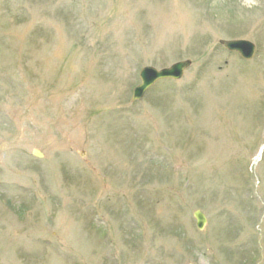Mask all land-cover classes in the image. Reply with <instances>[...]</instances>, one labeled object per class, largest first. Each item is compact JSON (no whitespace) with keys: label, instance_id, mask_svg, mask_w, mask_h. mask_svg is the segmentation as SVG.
Segmentation results:
<instances>
[{"label":"rangeland","instance_id":"374dc122","mask_svg":"<svg viewBox=\"0 0 264 264\" xmlns=\"http://www.w3.org/2000/svg\"><path fill=\"white\" fill-rule=\"evenodd\" d=\"M0 264H264V0H0Z\"/></svg>","mask_w":264,"mask_h":264},{"label":"water","instance_id":"95a60500","mask_svg":"<svg viewBox=\"0 0 264 264\" xmlns=\"http://www.w3.org/2000/svg\"><path fill=\"white\" fill-rule=\"evenodd\" d=\"M221 43L231 51H237L241 54L242 57L246 59H251L255 53V45L246 40H221ZM191 64V60L180 61L173 64L169 68H164L158 70L153 67H145L141 73L140 77L142 83L134 90L133 99H140L143 97L146 90L152 86L156 81L160 79L173 78L179 79L183 76L184 71ZM34 155L42 157L43 154L39 150H34ZM194 216L197 220V226L199 229H204L207 219L206 216L200 211L197 210L194 213Z\"/></svg>","mask_w":264,"mask_h":264}]
</instances>
